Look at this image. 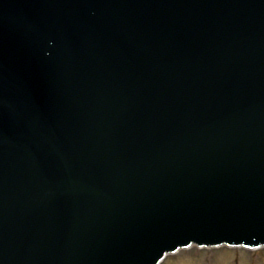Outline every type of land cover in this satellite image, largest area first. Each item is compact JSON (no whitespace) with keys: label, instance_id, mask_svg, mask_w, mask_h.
I'll list each match as a JSON object with an SVG mask.
<instances>
[{"label":"water","instance_id":"obj_1","mask_svg":"<svg viewBox=\"0 0 264 264\" xmlns=\"http://www.w3.org/2000/svg\"><path fill=\"white\" fill-rule=\"evenodd\" d=\"M264 240V0H0V264H151Z\"/></svg>","mask_w":264,"mask_h":264},{"label":"rangeland","instance_id":"obj_2","mask_svg":"<svg viewBox=\"0 0 264 264\" xmlns=\"http://www.w3.org/2000/svg\"><path fill=\"white\" fill-rule=\"evenodd\" d=\"M161 264H264V247L248 250L242 247L200 248L193 245L168 255Z\"/></svg>","mask_w":264,"mask_h":264}]
</instances>
